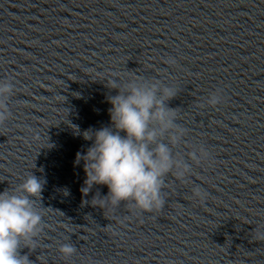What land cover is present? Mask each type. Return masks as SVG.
<instances>
[{
	"label": "water",
	"instance_id": "obj_1",
	"mask_svg": "<svg viewBox=\"0 0 264 264\" xmlns=\"http://www.w3.org/2000/svg\"><path fill=\"white\" fill-rule=\"evenodd\" d=\"M130 80L175 88L173 127L149 145L173 161L158 213L95 206L107 189L82 194L74 163ZM0 81V191L43 182L35 248L17 249L29 264H264V0H0Z\"/></svg>",
	"mask_w": 264,
	"mask_h": 264
},
{
	"label": "clouds",
	"instance_id": "obj_2",
	"mask_svg": "<svg viewBox=\"0 0 264 264\" xmlns=\"http://www.w3.org/2000/svg\"><path fill=\"white\" fill-rule=\"evenodd\" d=\"M168 65L175 60L169 57ZM11 84L0 81V99H6L11 92ZM110 88H118L112 81ZM175 95L174 87L159 89L155 84L130 80L117 94L107 98L109 127L85 130L81 135L91 144L81 155L76 154L74 163L82 162L84 172L82 194H87L93 185H103L107 192L104 197L95 198V206L105 209L106 205L116 206L128 203L135 210L144 213L159 212L164 205L162 177L173 167L169 148L166 144H153L159 133L173 127L175 112L165 106V101ZM221 97L211 93L207 105L215 106ZM203 105H200L202 107ZM2 115V114H0ZM150 123L157 128L150 129ZM123 133V135H121ZM177 135H170L169 142L175 143ZM193 159L211 165L209 153L201 149ZM179 170L177 178L183 177L187 166L175 165ZM42 181L32 174L11 192L0 191V264H29L26 256L19 255L18 247L35 248V238L39 232L41 216L34 208L39 197ZM196 203H203L207 193L199 187L194 189ZM257 239H264V232L258 231ZM62 257L75 251L70 244L57 249Z\"/></svg>",
	"mask_w": 264,
	"mask_h": 264
}]
</instances>
